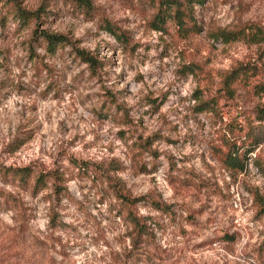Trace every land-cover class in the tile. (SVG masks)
Segmentation results:
<instances>
[{
    "label": "rangeland",
    "instance_id": "rangeland-1",
    "mask_svg": "<svg viewBox=\"0 0 264 264\" xmlns=\"http://www.w3.org/2000/svg\"><path fill=\"white\" fill-rule=\"evenodd\" d=\"M41 1L0 0V167L46 175L34 191L0 168V264H264V90L250 88L264 84V0H196L189 33L152 28V0H94L90 14L48 0L40 20L17 16ZM35 27L67 43L50 51ZM218 28L247 38L223 41ZM242 64L250 83L226 98L222 77ZM248 140L257 146L234 171L224 155ZM119 190L140 197L131 210L148 231L136 247Z\"/></svg>",
    "mask_w": 264,
    "mask_h": 264
},
{
    "label": "trees",
    "instance_id": "trees-1",
    "mask_svg": "<svg viewBox=\"0 0 264 264\" xmlns=\"http://www.w3.org/2000/svg\"><path fill=\"white\" fill-rule=\"evenodd\" d=\"M64 5L70 6L72 9L78 12H84L86 14H90L93 12L97 6L94 4V0H61ZM196 0H152V7L154 12L151 18L148 19L152 28L157 30H164L165 25L168 21L174 23V25L181 31L182 33L189 32H198L200 27L197 23H195V18L192 15L193 6ZM49 4L48 0H42L41 4L35 10H26L22 7L16 6V14L18 17L23 20H40L41 15L46 14V6ZM99 22L101 24V28L108 31L112 35H114L119 41H122L125 45L127 44V36L123 33V31L118 28L113 22H111L108 18L100 17ZM255 34L253 36H259V30H253ZM247 32L243 29L238 30H226L219 29L214 32L215 38H221L223 41H231L237 39L247 38ZM33 35L36 38H41L45 42V47L53 51L58 46H62L67 43V38L61 33H51L45 29L37 32L36 27L33 29ZM76 55L79 56L84 62L88 63L91 71H95V69L101 66V61L93 54L89 53V51L85 49H76ZM252 76L251 70H249L248 66L242 64L240 66H236L222 77V91L226 98H233L238 89V85L243 83L242 85L248 86L249 79ZM259 89H258V88ZM250 88L256 92L260 90H264L263 82L257 81L255 84H251ZM210 109L214 106L213 102L203 101L200 105L208 106ZM255 119L259 121V123H264V106H259L254 109ZM251 120V119H249ZM246 133V132H245ZM249 135H246L248 138ZM257 141L248 140L246 144L239 143L237 145L236 142H233V147L227 150V153L224 155V161L229 165L231 169L234 171H242L246 167V159L249 156V153L252 152L256 146ZM88 166L85 165L84 168ZM4 174L5 171H9L12 177L18 179L19 182H23L25 184L31 183L32 189L35 191L39 187H43L46 182V175L42 172H38L33 175V170H31L28 166L22 167H0ZM94 172H96L94 168ZM50 175L53 177L52 185L54 192L57 194L61 191V182L63 180L62 173L58 170L51 171ZM64 190V188H63ZM116 195L120 198V201L123 202V205L126 207L127 215L134 223V227L136 233L133 237V245L139 246L142 242L144 236L147 235V224L137 217L134 213H132V206L138 202L140 197H132L130 195L125 194L120 191L116 193ZM153 205L156 208H163L162 203L157 200L152 201Z\"/></svg>",
    "mask_w": 264,
    "mask_h": 264
}]
</instances>
